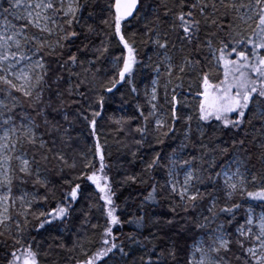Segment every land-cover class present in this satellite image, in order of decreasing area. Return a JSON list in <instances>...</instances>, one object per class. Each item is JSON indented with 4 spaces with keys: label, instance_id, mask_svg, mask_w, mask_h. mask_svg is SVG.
<instances>
[{
    "label": "snow or ice",
    "instance_id": "6c2138e0",
    "mask_svg": "<svg viewBox=\"0 0 264 264\" xmlns=\"http://www.w3.org/2000/svg\"><path fill=\"white\" fill-rule=\"evenodd\" d=\"M0 264H264V0H0Z\"/></svg>",
    "mask_w": 264,
    "mask_h": 264
},
{
    "label": "trees",
    "instance_id": "16d2710c",
    "mask_svg": "<svg viewBox=\"0 0 264 264\" xmlns=\"http://www.w3.org/2000/svg\"><path fill=\"white\" fill-rule=\"evenodd\" d=\"M110 144H111V141H110ZM115 145H112V151H113V153L115 154ZM127 193H125V195H126Z\"/></svg>",
    "mask_w": 264,
    "mask_h": 264
}]
</instances>
